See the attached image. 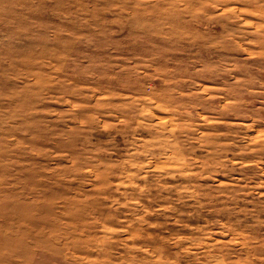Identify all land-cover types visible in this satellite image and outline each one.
<instances>
[{
  "label": "rangeland",
  "instance_id": "rangeland-1",
  "mask_svg": "<svg viewBox=\"0 0 264 264\" xmlns=\"http://www.w3.org/2000/svg\"><path fill=\"white\" fill-rule=\"evenodd\" d=\"M0 245L264 264V5L0 0Z\"/></svg>",
  "mask_w": 264,
  "mask_h": 264
},
{
  "label": "clouds",
  "instance_id": "clouds-1",
  "mask_svg": "<svg viewBox=\"0 0 264 264\" xmlns=\"http://www.w3.org/2000/svg\"><path fill=\"white\" fill-rule=\"evenodd\" d=\"M65 2L76 4L77 0H65ZM250 2L256 4L258 0H250ZM259 4L264 5V0H259ZM79 10L78 8L65 9L69 16L75 15ZM13 252H15V255L12 254ZM0 264H27L26 254L23 251L0 245Z\"/></svg>",
  "mask_w": 264,
  "mask_h": 264
}]
</instances>
